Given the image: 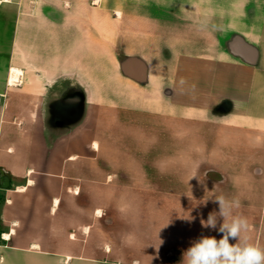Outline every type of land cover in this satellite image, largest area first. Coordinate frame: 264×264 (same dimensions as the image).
I'll return each mask as SVG.
<instances>
[{"label": "crops", "instance_id": "crops-1", "mask_svg": "<svg viewBox=\"0 0 264 264\" xmlns=\"http://www.w3.org/2000/svg\"><path fill=\"white\" fill-rule=\"evenodd\" d=\"M5 8L22 78L0 84V264H183L222 238L201 224L220 195L264 248V0ZM143 192L187 194L186 216L131 219Z\"/></svg>", "mask_w": 264, "mask_h": 264}, {"label": "clouds", "instance_id": "clouds-1", "mask_svg": "<svg viewBox=\"0 0 264 264\" xmlns=\"http://www.w3.org/2000/svg\"><path fill=\"white\" fill-rule=\"evenodd\" d=\"M185 81L180 80L183 85ZM219 205L218 212L209 213L207 220H201L203 227L217 229L222 238L201 237L194 241L183 254V264H264V248L249 241V223L242 215H234L241 207L238 198L223 195L214 198ZM237 241L230 244L229 241ZM162 243V241H161Z\"/></svg>", "mask_w": 264, "mask_h": 264}, {"label": "rangeland", "instance_id": "rangeland-1", "mask_svg": "<svg viewBox=\"0 0 264 264\" xmlns=\"http://www.w3.org/2000/svg\"><path fill=\"white\" fill-rule=\"evenodd\" d=\"M1 10V9H0ZM12 10L5 8L0 11V84L6 83L9 76V53H10V25L12 21ZM187 194L178 193H151L143 192L137 194H131V201H143L147 204L154 205V208L147 209H131V219L148 216L153 217L157 215L164 219L168 217H185L187 213L186 209V196ZM197 197V193L194 194ZM201 195V194H200ZM2 201V198H0ZM139 241L131 242V249H136ZM147 243V242H146ZM106 246L104 241V247Z\"/></svg>", "mask_w": 264, "mask_h": 264}, {"label": "bare ground", "instance_id": "bare-ground-1", "mask_svg": "<svg viewBox=\"0 0 264 264\" xmlns=\"http://www.w3.org/2000/svg\"><path fill=\"white\" fill-rule=\"evenodd\" d=\"M12 69V68H11ZM10 69V70H11ZM22 76V71L16 68H13L10 72H9V76H8V84L10 86H14L15 82L18 81L20 79V77ZM22 78V77H21ZM23 81V80H22Z\"/></svg>", "mask_w": 264, "mask_h": 264}, {"label": "water", "instance_id": "water-1", "mask_svg": "<svg viewBox=\"0 0 264 264\" xmlns=\"http://www.w3.org/2000/svg\"><path fill=\"white\" fill-rule=\"evenodd\" d=\"M10 185V179L8 176H5L2 182V189H8Z\"/></svg>", "mask_w": 264, "mask_h": 264}, {"label": "built area", "instance_id": "built-area-1", "mask_svg": "<svg viewBox=\"0 0 264 264\" xmlns=\"http://www.w3.org/2000/svg\"><path fill=\"white\" fill-rule=\"evenodd\" d=\"M18 84H21L20 79H19L18 81L15 82V85H18ZM4 98H5V96H3V95L0 96V102H1V100L4 99Z\"/></svg>", "mask_w": 264, "mask_h": 264}]
</instances>
